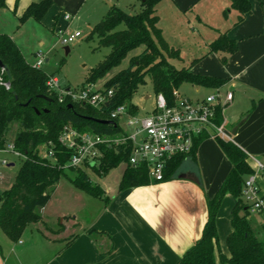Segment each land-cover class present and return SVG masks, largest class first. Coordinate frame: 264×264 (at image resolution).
Here are the masks:
<instances>
[{"label": "trees", "instance_id": "trees-1", "mask_svg": "<svg viewBox=\"0 0 264 264\" xmlns=\"http://www.w3.org/2000/svg\"><path fill=\"white\" fill-rule=\"evenodd\" d=\"M18 1L15 0V4ZM159 1L139 0L140 10L134 14L113 5L88 34V37H96L99 45L109 47L110 51L89 70L83 83L103 79L131 51L143 47L140 53L130 57L125 68L104 79V88L113 90L110 107L127 103L130 111L136 113L137 107L131 103V98L138 87L145 83L146 75L150 77L154 94L161 93L168 101L173 99L172 91L179 89L183 83L217 88L226 82L221 77L193 72L191 67L209 53H223L224 57L234 53L236 41L222 31L209 41L206 50L194 55L188 65L174 66L171 61L181 59V47L170 43L162 33L156 14ZM251 2L228 0V10L235 17L233 24L251 11ZM52 5L53 0L32 2L18 19L23 22L32 18L41 22ZM5 7L6 0H0V9ZM223 13L226 16L227 11ZM56 28L55 25L52 27L53 30ZM0 62V149L6 146L8 132L15 125L17 130L12 144L23 155L13 182L0 191V228L11 242H17L30 224L42 221L39 208L47 203L52 188L61 176L66 175V169L75 173L71 182L77 189L105 200L102 188L90 180L87 172L80 168L63 167L69 152L58 141L62 127L70 124L81 131L99 133H115L119 128L93 120L107 119L106 112L79 102H59L57 93L46 85L48 74L28 63L18 45L6 33H0ZM216 116V120L220 121V109H217ZM205 137L196 138L187 155H179L168 164L161 182L172 178L186 157H195L198 143ZM215 140L230 161L231 168L216 192L206 199L207 219L202 234L183 253L178 264H216L215 250L220 264H264V223L262 236L259 237L248 220L250 208L242 197L244 180L253 172L248 156L232 141ZM48 145L53 150V159L42 155ZM128 156L127 148L107 149L93 172L104 176L124 162L126 166L118 183L120 191L158 183L150 179L145 166H129ZM226 194L235 200L231 212L232 230L225 242L228 256L219 250L216 228V216Z\"/></svg>", "mask_w": 264, "mask_h": 264}, {"label": "crops", "instance_id": "crops-1", "mask_svg": "<svg viewBox=\"0 0 264 264\" xmlns=\"http://www.w3.org/2000/svg\"><path fill=\"white\" fill-rule=\"evenodd\" d=\"M38 1L19 0L15 4V0H6L3 10L20 16L30 3ZM82 2L53 0L46 13L47 21L52 27H66L61 15L74 13ZM158 5L162 11L174 8L179 15H174L175 22L190 13L199 24H210L216 16L233 15L228 10V0H160ZM179 25L176 24L177 28ZM223 31L236 41V51L225 57L223 53H209L194 63L191 70L226 79L217 87L221 91L225 86V92L231 91L233 95L223 112L226 127L231 132L237 126L231 140L247 154L253 171L256 161L262 164L256 183L264 200V0H252L251 11ZM201 88L204 87L196 86L197 91ZM230 168L231 163L216 140L205 137L198 143L195 157H186L175 175L158 182L161 184L117 189L114 194L101 187L105 200L99 199L101 204L85 225L71 219L57 236L40 230L37 244L20 238L14 242L18 244L16 249L1 238L0 264H178L183 253L200 238L207 219L206 199L216 192ZM234 204L235 200L226 194L216 216L219 250L226 256L225 242L232 230ZM248 220L257 235L262 236L264 209L249 210ZM44 223L42 216L41 224ZM215 254L216 264H220L217 250Z\"/></svg>", "mask_w": 264, "mask_h": 264}, {"label": "rangeland", "instance_id": "rangeland-1", "mask_svg": "<svg viewBox=\"0 0 264 264\" xmlns=\"http://www.w3.org/2000/svg\"><path fill=\"white\" fill-rule=\"evenodd\" d=\"M113 5L130 14L137 13L140 10L139 0H83L74 13L69 12L71 18L65 21L67 24L66 31L74 32L78 30L81 32L79 37L67 45L61 43V34L57 32V28L53 30L51 24L47 21L48 14L43 17L41 22L32 18L20 22L17 13L2 8L0 9V33L12 36L28 63L34 65L40 55L43 58V64L40 68L44 72L55 76L60 85L78 89L82 86L89 70L101 62L110 51L109 47L99 45L97 38L88 37V34L92 26ZM172 10L162 11L161 6H156V14L160 18L158 24L164 29L166 39L173 45L180 46L183 51L181 59L171 61L176 67L188 65L194 55L206 50V42L216 38L235 19L234 14L230 18L228 16L226 18L216 16L217 19L208 22L210 24H207V22L206 24L204 22L199 24L193 14L190 13L180 16L181 19L175 22L174 15H179L174 8ZM176 24H180V27L177 28ZM199 30H201V33H199ZM62 36L66 37V34L64 33ZM66 46L69 49L67 54L64 50ZM142 50L143 47L140 46L131 51L122 60L121 64L113 68L103 79L90 84L102 85L104 79L125 68L130 57ZM178 90L182 96L189 97L192 100L213 92L212 89L207 88H201L197 91L196 86L190 83L181 84ZM221 91L225 92V86L222 87ZM154 97L150 77L146 75L145 83L138 87L131 98V103L138 107L139 114H144L152 109ZM16 130L15 125L10 128L7 143L12 142ZM4 158L8 162H12L13 165H3L1 161ZM19 165L20 157L8 151H0V174L3 176V180L0 181V191L13 182ZM125 166V163L121 162L104 176H98L93 171L87 173L93 183L108 189L110 193L114 194L117 192L118 183ZM65 174L55 183L47 203L39 208V213L44 217L45 223L41 224L42 221H40L36 225L30 224L21 237L23 240L27 239L34 243L39 242L37 239L41 238L40 230L46 232L49 236H57L63 226L71 219L85 225L95 215L97 206L101 204L99 199L80 191L72 184L71 179L75 175L73 171L66 169ZM36 227L39 230H36ZM76 229L79 230V225L76 226ZM1 238L6 240L5 244L7 242L8 245L17 248L16 245L18 244L11 242L0 228V240Z\"/></svg>", "mask_w": 264, "mask_h": 264}, {"label": "built area", "instance_id": "built-area-1", "mask_svg": "<svg viewBox=\"0 0 264 264\" xmlns=\"http://www.w3.org/2000/svg\"><path fill=\"white\" fill-rule=\"evenodd\" d=\"M65 21L71 18L65 12ZM61 34L63 45L73 42L81 32L66 31V27H57ZM66 37H63V34ZM43 58H39L33 66L40 67ZM46 85L58 95V101L65 100L87 104L95 109L107 113V120L118 126L115 133H99L91 130H78L70 124H65L58 136L59 143L69 152V158L64 168H80L85 172L97 168L100 159L107 149L120 147L129 150L127 164L133 168L145 166L151 180L161 182L168 164L179 155H187L194 140L202 135L225 141L231 140V132L226 127L223 115L225 106L232 99V92L222 93L218 88L195 100L182 96L178 89L172 91V100L168 101L163 94H155L152 109L144 114L133 113L127 103L110 107L109 101L113 97L112 89H105L103 85L95 86L90 83L80 88L62 86L53 75H48ZM217 109H220V121H217ZM0 151H8L18 157L23 155L16 151L12 142L7 143ZM44 158L53 159V150L48 145L42 151ZM1 163L9 166L7 159ZM13 165V163H12ZM263 168L256 161L255 170L246 176L242 189V197L249 210L259 212L264 209V200L259 195L256 183L257 172ZM3 176L0 174V180Z\"/></svg>", "mask_w": 264, "mask_h": 264}, {"label": "water", "instance_id": "water-1", "mask_svg": "<svg viewBox=\"0 0 264 264\" xmlns=\"http://www.w3.org/2000/svg\"><path fill=\"white\" fill-rule=\"evenodd\" d=\"M64 50H65V54H67L68 53V47L66 46V47H64ZM2 64H1V62H0V66H1ZM48 99V98H47ZM49 100V99H48ZM95 122H97V123H100V124H107V123H110V124H112V125H114L115 126V123L113 122V121H111V120H107V119H93ZM242 121L243 120H241L240 122H239V124H241L242 123ZM237 129V126H235L234 128H233V130L231 131V134H234L235 133V130Z\"/></svg>", "mask_w": 264, "mask_h": 264}]
</instances>
